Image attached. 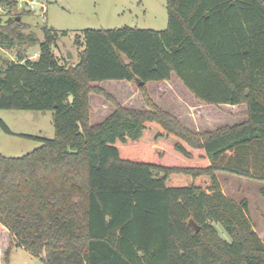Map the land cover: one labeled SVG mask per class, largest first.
Returning a JSON list of instances; mask_svg holds the SVG:
<instances>
[{
    "label": "trees",
    "instance_id": "trees-1",
    "mask_svg": "<svg viewBox=\"0 0 264 264\" xmlns=\"http://www.w3.org/2000/svg\"><path fill=\"white\" fill-rule=\"evenodd\" d=\"M2 4L0 47L18 55L0 54V109L52 111L55 135L19 157L0 152L10 236L0 264L15 245L45 264H264L248 200L227 197L217 177L264 183V0H167L164 30H84L76 64L54 51L67 32L47 24L39 57L28 58L24 44L36 39L18 29L33 10ZM174 75L204 103L245 104L247 119L184 127L146 91ZM106 80L137 81L149 108L124 106ZM92 94L115 107L95 124Z\"/></svg>",
    "mask_w": 264,
    "mask_h": 264
},
{
    "label": "rangeland",
    "instance_id": "rangeland-1",
    "mask_svg": "<svg viewBox=\"0 0 264 264\" xmlns=\"http://www.w3.org/2000/svg\"><path fill=\"white\" fill-rule=\"evenodd\" d=\"M39 3L46 6V14L35 10L24 15L22 26L18 29L36 39L35 44H24L27 57L40 51V43L44 41L42 27L45 24L67 32L60 37L54 51L62 62L69 60L71 64L79 62L82 47L75 40L86 29L130 26L164 30L168 26L167 0H39ZM0 54L17 60L18 47H0ZM99 84L126 107L149 108L142 88L135 80H106ZM146 91L160 108L171 113L184 127L196 132L215 130L247 119L245 104L204 103L175 75L170 80L148 82ZM91 104L93 124L102 121L115 108L98 94L91 95ZM0 119L10 129V132L6 131L0 124V152L6 156H22L41 146L43 138H53L55 135L52 111L0 109ZM217 177L227 197L239 203L243 199L248 200L253 230L264 243V196L261 194L264 183L227 172H217ZM2 229L0 227V255L4 253L10 240V236ZM10 264L45 262L24 247L15 245L10 254Z\"/></svg>",
    "mask_w": 264,
    "mask_h": 264
},
{
    "label": "built area",
    "instance_id": "built-area-1",
    "mask_svg": "<svg viewBox=\"0 0 264 264\" xmlns=\"http://www.w3.org/2000/svg\"><path fill=\"white\" fill-rule=\"evenodd\" d=\"M18 4V9H27L33 11H41V14L45 15L47 12L46 6L44 4H40L39 0H16ZM39 6L37 7V5ZM9 16V10L6 6L2 4V0H0V20H6ZM40 55V51L34 52L32 56H28L30 59H37Z\"/></svg>",
    "mask_w": 264,
    "mask_h": 264
},
{
    "label": "water",
    "instance_id": "water-1",
    "mask_svg": "<svg viewBox=\"0 0 264 264\" xmlns=\"http://www.w3.org/2000/svg\"><path fill=\"white\" fill-rule=\"evenodd\" d=\"M188 223L196 232H199L201 230V226L193 218H190Z\"/></svg>",
    "mask_w": 264,
    "mask_h": 264
}]
</instances>
